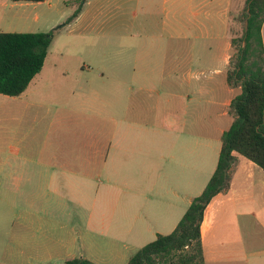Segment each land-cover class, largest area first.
Instances as JSON below:
<instances>
[{
	"label": "crops",
	"instance_id": "1",
	"mask_svg": "<svg viewBox=\"0 0 264 264\" xmlns=\"http://www.w3.org/2000/svg\"><path fill=\"white\" fill-rule=\"evenodd\" d=\"M246 1L86 0L71 25L99 37L128 31L131 83H30L19 97L0 95V259L127 264L175 230L212 177L233 122L241 90L226 79L234 18ZM58 3L68 14L76 8L71 0H0V33H39L32 29L43 8ZM94 40L96 51L107 48L96 37L85 46ZM261 40L264 55V20ZM200 76L208 78L193 86ZM233 156L228 186L203 212V264H264V171Z\"/></svg>",
	"mask_w": 264,
	"mask_h": 264
},
{
	"label": "trees",
	"instance_id": "2",
	"mask_svg": "<svg viewBox=\"0 0 264 264\" xmlns=\"http://www.w3.org/2000/svg\"><path fill=\"white\" fill-rule=\"evenodd\" d=\"M41 3L45 0H11ZM77 3L64 24L40 33H0V95L19 97L44 65L47 51L55 34L73 22L86 0ZM68 4V3H66ZM246 28L242 36L232 39L237 53L233 68L227 71V84L241 92L230 104L233 122L221 137V149L216 169L200 196L194 198L175 230L135 252L127 264H203L199 227L209 202L222 192L229 181L234 163L233 153L248 159L264 171V67L249 63L257 47L264 63L261 27L264 20V0H247L244 7ZM232 58L230 59V64ZM65 264H93L76 258Z\"/></svg>",
	"mask_w": 264,
	"mask_h": 264
},
{
	"label": "rangeland",
	"instance_id": "3",
	"mask_svg": "<svg viewBox=\"0 0 264 264\" xmlns=\"http://www.w3.org/2000/svg\"><path fill=\"white\" fill-rule=\"evenodd\" d=\"M75 6H77V3ZM244 7L234 18L233 39L240 38L246 28V21L243 15ZM43 9L44 20H41L42 24L32 29L37 30L39 33L48 32L64 24L66 19L71 15L68 14L66 6L62 3H58L52 11L47 10L48 8ZM128 20H131V18L129 17ZM71 24L72 22L65 25L55 34L48 48L43 68L40 74L33 79L28 89H44L45 87L49 89H114L111 83L114 81L124 82V88L121 89H127L125 83L127 85L131 83L132 70L131 39L127 34L128 31L108 29L104 31V36L99 37L101 31H98L96 36L93 35L95 33H85L82 28ZM15 29L20 30L23 28ZM2 30L7 32L8 29L4 28ZM15 32L21 31L15 30ZM93 37H96V39H108L107 48L105 47L101 51H96L93 49L95 48L94 45L98 43L95 40L91 41L92 44L90 46H85L87 38ZM253 52L249 58V63L264 67L257 47H254ZM236 53L237 47L235 45L231 52L232 63L229 66L230 70L234 66ZM87 67L95 70L96 73H104V77L89 76L86 70ZM207 78L208 76H200L199 80L192 79V85L196 86L198 82L205 81ZM214 78L216 79L215 76ZM217 78L221 79V77ZM0 194V198H3V193ZM4 254V251H0V257ZM8 263L0 259V264ZM27 264L33 263L27 261Z\"/></svg>",
	"mask_w": 264,
	"mask_h": 264
}]
</instances>
